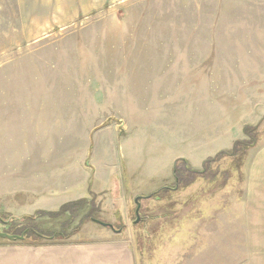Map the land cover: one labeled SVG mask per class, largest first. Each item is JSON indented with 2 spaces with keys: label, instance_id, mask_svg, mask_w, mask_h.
I'll list each match as a JSON object with an SVG mask.
<instances>
[{
  "label": "rangeland",
  "instance_id": "374dc122",
  "mask_svg": "<svg viewBox=\"0 0 264 264\" xmlns=\"http://www.w3.org/2000/svg\"><path fill=\"white\" fill-rule=\"evenodd\" d=\"M262 147L264 0H0L4 224L47 207V175L86 169L89 206L43 216L45 236L108 231L95 220L137 264H249L262 238L228 213L260 198L246 179ZM35 243L0 238V257L62 241Z\"/></svg>",
  "mask_w": 264,
  "mask_h": 264
},
{
  "label": "crops",
  "instance_id": "0c3cea01",
  "mask_svg": "<svg viewBox=\"0 0 264 264\" xmlns=\"http://www.w3.org/2000/svg\"><path fill=\"white\" fill-rule=\"evenodd\" d=\"M144 50L139 52V56H146L142 54L146 53ZM135 78L139 77L135 75ZM73 171L60 175H47L49 183L44 185L46 194L39 192L35 199V203L43 200L46 204L47 207H41V211H54L63 204L87 199L97 192L94 189L89 190V186L85 184L89 175L86 169H79L81 175H75ZM246 181L248 193H252L257 186L261 187L260 198L254 199L253 202L246 201L244 213H228L229 220L247 222L245 224L247 236L262 238L263 243L260 246L254 243L248 245V252L251 255L248 256V260L249 264H264V147L258 151L257 158L252 162ZM99 193L103 194L102 191ZM253 194V196L257 195V193ZM28 206L32 207L34 204L29 203ZM21 253L22 255L16 260L13 257L3 259L1 255L0 259L3 261H0V264H137L133 245L121 232L116 233L110 229L96 230L94 237L83 241L72 240L57 245H40L36 255L32 257L23 254V251Z\"/></svg>",
  "mask_w": 264,
  "mask_h": 264
},
{
  "label": "trees",
  "instance_id": "16d2710c",
  "mask_svg": "<svg viewBox=\"0 0 264 264\" xmlns=\"http://www.w3.org/2000/svg\"><path fill=\"white\" fill-rule=\"evenodd\" d=\"M244 132H245V136L249 137L248 136V131L246 129H245ZM240 144L236 143L233 146V148L231 150V154L232 155H229V156H231V158L232 157H236V153H237L236 147L238 145H240ZM173 172H174L173 173L174 178L176 179V177H177L176 175L178 174V168H176V166H174ZM86 206H89V202L86 201L85 199H80V200H77V201H73V202H69V203L64 204L63 206H61L60 210L58 212H55V213H53V212L45 213V212L39 211V212L35 213L34 216H23L21 219H12V221L10 223L12 225L13 224H17L18 225L17 226L18 229L21 228L20 234H16V233H7V234L16 235V236H23L24 240L31 238L32 242H36L35 245H38L42 241H62V243L68 242V237L69 236L64 237V231H61V230H56V232L51 233L50 237L45 236V234H43L41 232V230H40L41 227H38L39 221H41L43 216H48L51 219H60L61 217L69 214L70 218L66 222H67V224L68 223L72 224L73 220L76 217V215H75L76 212L77 211L78 212L83 211ZM77 217H79V215H77ZM8 220H10V218ZM90 220H92V219H90ZM0 222L3 223L2 218H0ZM10 223L9 224L8 223H6V224L3 223V224L6 225V226H10ZM66 225H64V226H66ZM78 230H79V228L74 229L72 234L70 235V237L74 233H76Z\"/></svg>",
  "mask_w": 264,
  "mask_h": 264
},
{
  "label": "water",
  "instance_id": "95a60500",
  "mask_svg": "<svg viewBox=\"0 0 264 264\" xmlns=\"http://www.w3.org/2000/svg\"><path fill=\"white\" fill-rule=\"evenodd\" d=\"M141 199H143L142 197H138V198H136L135 200H134V203L136 204V209H135V215H136V221H135V223H138L139 222V208H140V205H139V201L141 200ZM22 217H11L10 218V220L11 219H21ZM93 222L94 223H96V224H99V225H101V226H103V227H105V228H108V229H110V230H112L113 232H116V233H119V232H121V230H116L115 228H113L111 225H107V224H102V223H100V222H98V221H95V220H93ZM0 238L1 239H7V240H20V241H22V240H24V237L23 236H16V235H9V234H7V233H3V232H0Z\"/></svg>",
  "mask_w": 264,
  "mask_h": 264
},
{
  "label": "flooded vegetation",
  "instance_id": "af4514ba",
  "mask_svg": "<svg viewBox=\"0 0 264 264\" xmlns=\"http://www.w3.org/2000/svg\"><path fill=\"white\" fill-rule=\"evenodd\" d=\"M136 209V208H135ZM135 212V211H134ZM139 212H140V208H139Z\"/></svg>",
  "mask_w": 264,
  "mask_h": 264
}]
</instances>
